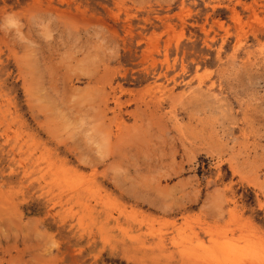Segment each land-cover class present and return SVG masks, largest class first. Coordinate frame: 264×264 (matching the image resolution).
Listing matches in <instances>:
<instances>
[{
	"label": "rangeland",
	"instance_id": "374dc122",
	"mask_svg": "<svg viewBox=\"0 0 264 264\" xmlns=\"http://www.w3.org/2000/svg\"><path fill=\"white\" fill-rule=\"evenodd\" d=\"M0 264H264V0H0Z\"/></svg>",
	"mask_w": 264,
	"mask_h": 264
}]
</instances>
